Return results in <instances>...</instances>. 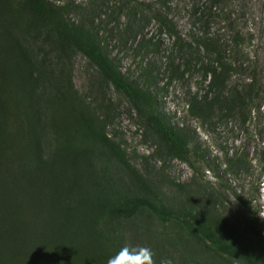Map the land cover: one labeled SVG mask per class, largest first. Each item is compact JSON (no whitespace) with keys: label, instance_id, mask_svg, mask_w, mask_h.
Listing matches in <instances>:
<instances>
[{"label":"trees","instance_id":"16d2710c","mask_svg":"<svg viewBox=\"0 0 264 264\" xmlns=\"http://www.w3.org/2000/svg\"><path fill=\"white\" fill-rule=\"evenodd\" d=\"M158 1L163 6L170 2ZM220 2L205 0L203 9L196 2L190 4L192 17L202 28L192 41L178 36L160 8H148L144 21L152 15L174 35L183 71H200L206 81L203 93H193L187 100L191 116L205 123L214 112L259 120L255 158L264 182L262 69L251 62L241 67L228 54L248 56L244 42L250 34L230 24L226 37L208 31L212 8ZM69 6L49 0H20L18 5L0 0V264H107L122 248L115 223L144 207L157 217L174 214L132 165L137 156L128 155L115 133L107 132L112 116L82 99L62 66L55 64L56 69L21 39H40L59 53L75 50L86 57L101 79L126 97L143 135L156 145V155L177 158L191 168L198 155L188 130L170 123L155 94L119 70L91 23L70 20ZM239 75L241 79L232 80ZM102 161L114 163L126 179L99 176L96 167ZM225 166L246 172L250 160L244 152H234L226 156ZM119 180L123 186L127 181V186L122 189ZM171 184L188 192L175 216L188 215L192 238L206 247L205 258H196L193 264H264V222L259 218L264 200L258 189L240 198L245 234H236L208 197L202 203L194 201L200 194L198 183ZM186 256L192 259L191 253Z\"/></svg>","mask_w":264,"mask_h":264},{"label":"rangeland","instance_id":"374dc122","mask_svg":"<svg viewBox=\"0 0 264 264\" xmlns=\"http://www.w3.org/2000/svg\"><path fill=\"white\" fill-rule=\"evenodd\" d=\"M49 1L59 5L69 4L67 16L71 21L91 23L100 44L119 70L138 85L147 86L155 94L159 110L169 122L188 130L190 138L198 145L194 168L177 158L156 155V145L143 135L126 97L110 83L104 82L86 57L75 50L59 53L40 39H21L24 45L36 50L39 57L45 56L55 68V64L62 66L82 99L98 112L105 111L112 116L107 132L110 135L115 133V139L121 142L128 155L137 156L131 160L132 165L152 183L165 207L174 210L171 216L157 217L144 207L139 208L134 217L132 214L122 218L115 223L122 247L150 248L154 264L166 261L169 264H193L192 260L205 258L206 247L192 238L186 226L188 215L175 216L176 210L187 200L185 194L188 192H179L171 183H198L200 194L194 201L202 203L201 199L208 197L232 230L236 234H245L241 220L244 208L240 198L252 195L258 189L260 199L264 200V182L258 176L259 163L255 158V131L259 120L254 117L243 120L236 114L223 117L214 112L205 123L191 116L186 110L187 100L193 93L201 95L206 81L200 71H183L182 54L177 49L174 35L161 27L152 15L147 22L144 21V15H150L148 8H160L171 19L178 36L192 41L195 33L202 28L192 17L190 4L196 2L199 9H203L205 0H170L167 7L158 0ZM13 3L18 5L20 0H13ZM211 13L214 16L209 19L208 31L212 34L226 37L229 24L246 36L250 34L244 42L248 56L228 54L237 64L241 63V67L252 63L261 68L264 82V0H221ZM222 14L228 15L229 21L223 20ZM18 38H21L20 32ZM237 77L242 78L239 75L232 80ZM105 106L107 109H104ZM260 120L264 124V115ZM234 152H244L250 160L246 172L230 171L225 166L226 156ZM96 169L100 172L99 176L108 174L112 179L116 176L121 181L126 179L122 170L110 161H102ZM121 181L117 184L123 189L127 181L125 186ZM259 218L264 222V206L260 208ZM262 243L264 245V233ZM188 252L192 259L187 258ZM229 260L234 261L233 258ZM208 263H211L210 259Z\"/></svg>","mask_w":264,"mask_h":264},{"label":"clouds","instance_id":"9594fccd","mask_svg":"<svg viewBox=\"0 0 264 264\" xmlns=\"http://www.w3.org/2000/svg\"><path fill=\"white\" fill-rule=\"evenodd\" d=\"M107 264H154L153 252L148 247L124 246L108 258ZM164 264H169V262L166 261Z\"/></svg>","mask_w":264,"mask_h":264}]
</instances>
